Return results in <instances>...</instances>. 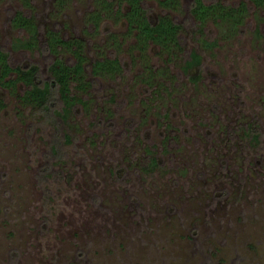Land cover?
<instances>
[{"label":"rangeland","instance_id":"1","mask_svg":"<svg viewBox=\"0 0 264 264\" xmlns=\"http://www.w3.org/2000/svg\"><path fill=\"white\" fill-rule=\"evenodd\" d=\"M244 2L233 30L198 27L191 0H142L151 18L181 24V48L160 50L134 45L125 4L94 25L98 0H0L8 61L36 63L41 85L48 29L79 37L85 56L69 83L84 101L65 115L54 88L38 106L22 82L0 84V264H264V1ZM16 10L33 17V45ZM192 50L196 77L181 67ZM103 56L120 69L92 73Z\"/></svg>","mask_w":264,"mask_h":264},{"label":"trees","instance_id":"2","mask_svg":"<svg viewBox=\"0 0 264 264\" xmlns=\"http://www.w3.org/2000/svg\"><path fill=\"white\" fill-rule=\"evenodd\" d=\"M263 1L251 0L254 5H260ZM23 2L27 4L28 0H23ZM98 2L97 7L91 12L94 25L103 13L108 15L111 12H118L120 10L119 6L125 4L126 7L122 11V15L127 24V31L135 29L136 41L134 45L144 47L149 41H152L159 45L160 50L181 48L178 35L181 24L169 13L163 12L155 18H151L147 14L142 0H98ZM158 3L163 8H169L178 6L179 0H158ZM189 9L198 27H201L207 19L213 21L227 20L231 22L234 30L243 21L247 5L244 0H240L236 4L227 3L225 0H191ZM11 21L13 25L26 29L29 34V38L21 40L22 45H33L37 35V27L34 24L33 17L16 10L11 16ZM45 37L46 49L55 56L48 66L49 78L44 80L42 85L38 82V66L36 63L11 65L8 61L7 52L0 44V84L14 87L17 81L22 82L24 89L20 97L24 101L35 102L38 106L46 105V101L54 88L62 101L59 113L65 115L74 102L84 101L83 98L70 93L69 86L70 81L80 75L85 65L82 40L79 37H62L53 29H48ZM206 42L210 43L209 41ZM61 47H64L73 55V61L70 63L65 62L64 59L58 56ZM200 63L199 53L192 50L189 57L184 58L181 67L184 71L190 68L191 73L189 75L196 77ZM120 67L121 64L117 56L94 58L91 63V71L94 74H111L119 70ZM248 131H250L251 138H258L255 128L251 126ZM155 162L156 159L153 157L150 163Z\"/></svg>","mask_w":264,"mask_h":264}]
</instances>
